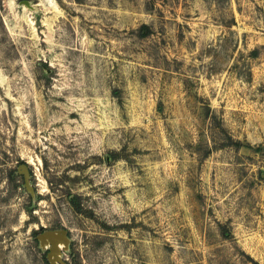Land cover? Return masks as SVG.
I'll return each mask as SVG.
<instances>
[{
	"label": "rangeland",
	"instance_id": "obj_1",
	"mask_svg": "<svg viewBox=\"0 0 264 264\" xmlns=\"http://www.w3.org/2000/svg\"><path fill=\"white\" fill-rule=\"evenodd\" d=\"M0 0V264H264V0ZM28 167L25 184L18 166Z\"/></svg>",
	"mask_w": 264,
	"mask_h": 264
},
{
	"label": "water",
	"instance_id": "obj_2",
	"mask_svg": "<svg viewBox=\"0 0 264 264\" xmlns=\"http://www.w3.org/2000/svg\"><path fill=\"white\" fill-rule=\"evenodd\" d=\"M21 5L33 9L28 1H21ZM18 171L23 175L24 182H28V167L24 164L18 166ZM41 249H47L46 261L48 264H65L61 260L62 251H66L69 246V237L67 231L63 229L44 231L36 236Z\"/></svg>",
	"mask_w": 264,
	"mask_h": 264
},
{
	"label": "flooded vegetation",
	"instance_id": "obj_3",
	"mask_svg": "<svg viewBox=\"0 0 264 264\" xmlns=\"http://www.w3.org/2000/svg\"><path fill=\"white\" fill-rule=\"evenodd\" d=\"M44 231H46V230H39L38 233L36 232L34 238H36L37 235L43 233ZM35 240H36V239H35ZM47 253H48V250L46 251V254H47Z\"/></svg>",
	"mask_w": 264,
	"mask_h": 264
},
{
	"label": "trees",
	"instance_id": "obj_4",
	"mask_svg": "<svg viewBox=\"0 0 264 264\" xmlns=\"http://www.w3.org/2000/svg\"><path fill=\"white\" fill-rule=\"evenodd\" d=\"M36 232H34V235H35ZM47 263V262H46Z\"/></svg>",
	"mask_w": 264,
	"mask_h": 264
}]
</instances>
